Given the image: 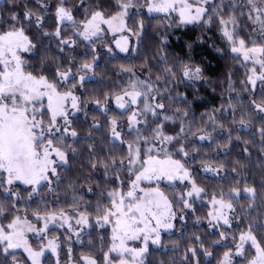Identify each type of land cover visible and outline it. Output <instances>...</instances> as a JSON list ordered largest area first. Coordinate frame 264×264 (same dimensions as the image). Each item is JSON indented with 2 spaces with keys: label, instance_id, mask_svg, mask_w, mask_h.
Listing matches in <instances>:
<instances>
[{
  "label": "trees",
  "instance_id": "16d2710c",
  "mask_svg": "<svg viewBox=\"0 0 264 264\" xmlns=\"http://www.w3.org/2000/svg\"><path fill=\"white\" fill-rule=\"evenodd\" d=\"M44 2L48 4L46 10L37 0H0V25L8 27L13 13L22 18L26 6L44 16V31L54 33L57 0ZM224 2L227 5L229 0ZM134 3L136 7L141 6L142 0H134ZM65 6L72 9L78 22L85 18L86 9L88 13L98 7L106 13L118 10L115 0H84L83 5L81 0H65ZM223 11L227 14L230 10L225 6ZM178 23L176 16L133 9L126 24L139 35L134 48L126 54L113 46L100 45L99 38L93 43L82 41L73 35L70 23L60 27L62 38L76 41L71 47L61 46L54 36L43 37L36 27L28 30L38 45L33 53L24 54L31 68L37 72L43 69V74L50 79L55 78L58 70L71 68L74 78L70 77L68 87L77 83L75 89L80 93V107L79 112L69 118L77 137L64 141L69 145L66 149L68 164L57 169L59 179L53 177L51 185H42L32 201L27 200L28 187L18 184L13 189L20 193L21 199L16 203L22 210L30 205L32 209L39 207L41 212L45 206L71 212V206L79 204V211L90 214L88 230L73 244L71 254L74 259L91 255L102 264L103 251L109 246L111 228L96 223L95 208L98 202L107 203L106 192L115 188L118 181L113 171L105 177L103 167L93 170L91 163L109 160L113 155L124 156L127 143L136 135V132L129 135L127 112L120 111L111 102L114 95L130 89L129 84L134 80L151 83L156 99L149 102L163 103L165 108L159 111L174 117V122H164L162 116L154 120L151 114H146L147 127L137 125L140 134L150 136L151 129L163 122L167 135H179V139L169 146V151L191 171L196 185L204 189L198 197L190 199L191 208H184L177 197L186 193V185H160L173 202L175 225L170 232L160 236L158 245L148 248L143 257L144 264H218L225 251H235L233 237L238 238L249 224L253 225L258 239L264 238V231L259 230L264 226V138L261 134L264 112L256 108V105H264V91L258 86L251 87L248 76L253 65L245 64L231 52L230 45L221 37L215 18L210 27L202 23L178 27ZM244 23L241 22L239 35L249 40L251 25L245 30ZM251 39L260 42L258 34ZM93 56L96 57L93 69L80 86L78 78L82 72L77 69L85 62L92 63ZM181 62L200 68V78L195 81L185 78ZM168 68L175 76L165 71ZM124 69H131V72ZM158 76L160 80H157ZM142 108L143 103L136 105V109ZM185 112L187 116H184ZM113 118L117 120V130L122 133L124 144L112 139L110 121ZM139 118L145 119L144 116ZM200 136L208 138L200 140ZM181 146L188 153L186 157L176 151ZM209 167L216 171H206ZM125 178L121 176V179ZM49 187L53 190L49 191ZM247 187L255 188L254 196L244 191ZM233 188L239 189V195L231 194ZM220 192L225 193L226 199H231L235 208L234 213H228L231 227L208 216L210 205L207 200ZM0 201L12 202L3 189H0ZM10 219L11 216L0 219V223L7 224ZM221 232L226 239L221 240ZM191 248L196 249L195 257L189 251ZM205 249L212 255L206 256ZM64 250L62 245L60 252ZM13 257L19 264H30L20 250H10L7 256L0 251V264H13ZM42 264H55L54 257L46 255ZM233 264H245V261L234 256Z\"/></svg>",
  "mask_w": 264,
  "mask_h": 264
},
{
  "label": "snow or ice",
  "instance_id": "6c2138e0",
  "mask_svg": "<svg viewBox=\"0 0 264 264\" xmlns=\"http://www.w3.org/2000/svg\"><path fill=\"white\" fill-rule=\"evenodd\" d=\"M37 3L45 10L48 8L44 0H37ZM83 3L84 0H81V5ZM225 6L230 10L227 14L223 11ZM115 7L118 10L114 13H106L99 7L90 13L86 9L85 18L78 22L73 16L72 9L65 6V0H57L54 13L57 27L54 33L44 31V16L27 9L26 6L22 18L19 14L13 13L8 27L0 25V189H3L4 194L12 201L10 204L0 201V219H8L11 216L7 224L0 223V251L5 256L10 250L23 249L30 264H42L45 252L50 250L56 253L58 244L52 239L48 240L46 245L41 243L39 250H34L26 233L34 232L43 240L42 234L49 231L50 225L60 222V227L67 225L71 231L69 221L73 216L76 217L77 225H88L90 219L89 213L79 211V204L72 205L71 212L63 208L48 209L47 206L41 212L39 207L32 209L30 205L22 210L16 203L21 196L13 189L14 185L27 186L29 189L27 200L32 201L42 185H51L53 177L59 179L57 169L68 164L66 149L69 145L64 141L69 135L72 138L77 137V132L71 129L68 110L69 103L71 108L78 110L79 100L72 91L78 86L77 83H72L71 88L68 87L69 79L73 77L72 69L58 70L54 79L44 75L43 69L40 72L32 69L24 54L33 53L38 45L28 30L36 27L41 30L43 37L54 36L61 46L71 47L76 41L62 38L60 27L69 22L73 26L74 36L93 43V38H99L104 31V25L113 33L130 31L126 27L125 18L129 14V9L136 7L134 0H115ZM141 7H146L148 13H164L166 17H171L175 13L179 21L178 27L201 23L210 27L215 18L219 24L221 37L230 45L231 52L236 54V58H242L245 64L250 62L253 65L248 82L253 86L257 80L264 82V0H229L227 5L224 0H220L219 3H215L214 0H145ZM242 21L245 22L243 25L245 30L251 25L249 40L239 35ZM257 34L260 37L259 43L251 39ZM122 39L127 43L126 38ZM116 44L121 51L127 50L121 46L119 40ZM60 50L63 51V47ZM95 59L93 56L92 63L81 64L77 72L87 74L93 69ZM181 64L185 78H200V68L192 69L182 62ZM124 71L131 72V69ZM165 71L175 76L171 68ZM85 78L86 75H79L80 86ZM160 79L158 76L157 80ZM129 88L130 91L125 90L117 95L115 101L116 106L122 110L143 103V108L132 110L127 119L129 135L132 132H136V135L127 143L124 156L113 155L109 160L91 163L93 170L103 167L105 177L110 170L113 171L118 181L115 188L106 192L107 203L98 202L95 208L96 223L100 227L111 228L107 251L102 249V264H144L143 257L148 251L149 242L158 245L161 229L172 228L171 222L175 219L173 202L161 189V181H190L191 190L177 197L184 208H191L190 199L198 197L204 191L195 181L190 180V173L184 163L174 159V154L169 151V146L179 139V135H167L163 122L151 129L150 136L141 135L137 128L140 124L147 127L146 114H151L154 120L162 116V121L174 122L173 116L159 111L165 108L163 103L149 102L150 99H156L152 95L155 90L153 85L147 81L134 80L130 82ZM256 108L264 112V105H256ZM141 116L145 119L141 120L139 118ZM184 116H187V112ZM240 123L244 124V121L241 120ZM110 124L112 139L124 144L122 133L117 130L119 127L117 120L113 118ZM180 131L181 133L184 131L183 127ZM261 134L264 138V130ZM207 138L199 137L200 140ZM176 151L185 157L188 155L183 146ZM205 170L216 171L210 167ZM122 175L126 178L121 179ZM48 190L53 189L49 187ZM244 191L253 196L256 192L252 187H247ZM231 194L239 195V189L233 188ZM211 204L213 211H210L208 216L231 227L227 214L235 212L231 199H226L225 193L220 192L212 196ZM29 215L38 222L43 221V227L37 228L29 220ZM259 230L264 231V226ZM220 237L221 240L227 238L223 232L220 233ZM233 241L235 251L231 249L225 251L219 264H233L234 256L243 258L245 264H264V238L258 239L252 224L241 231L238 238L233 237ZM101 242L103 243V238ZM131 242H138L141 246H132ZM189 251L193 257L196 256L195 248ZM204 253L206 256L212 255L207 249ZM80 259L83 264H101L91 255L81 256ZM13 264H19L15 257Z\"/></svg>",
  "mask_w": 264,
  "mask_h": 264
},
{
  "label": "rangeland",
  "instance_id": "374dc122",
  "mask_svg": "<svg viewBox=\"0 0 264 264\" xmlns=\"http://www.w3.org/2000/svg\"><path fill=\"white\" fill-rule=\"evenodd\" d=\"M144 3H145V0H142V5H144ZM133 9H142L144 12L148 13L146 7H141V6H138V7L129 9V13ZM148 14H161V15H165L164 13H148ZM171 16H176V14L173 13ZM127 17L125 18V23H126ZM65 23H69V22H65ZM126 27H127V24H126ZM103 28H104V31L100 34V37H99V39H100V45L105 46V47L113 46L118 52H121V53H124V54L130 52L132 50V48H134V46H135V44L137 42V39H138V35L139 34L133 33L131 30L130 31L126 30V31H123V32H119L118 31V32L113 33L112 31L108 30V28H107L106 25H104ZM127 29H129V28L127 27ZM122 37L127 39V43H125V41H124V39H122ZM96 39H98V38L94 37L93 38V41L96 40ZM117 40H119L121 42V46L122 47H124V48L127 49L126 51H121V48L120 47H117V44H116V41ZM190 68L195 69V68H197V66H191ZM256 68H257V74H259V66L257 65ZM80 75H86V78L89 76L88 73L85 74L83 72L80 73ZM250 75H251V72H250ZM189 80L195 81V80H198V79L193 78V79H189ZM250 85H251L252 88H254L256 86L261 87L262 90L264 91V82H261V81L257 80L255 86H253L251 83H250ZM127 90L130 91L131 89H127ZM72 91L74 92V94L76 96L79 97V94L80 93H79V91L77 89H72ZM123 92L114 95L112 97V99H111V102H112L113 106L116 107L117 109H119V108L116 106L115 97L117 95L122 94ZM125 99H127V97H125ZM79 107H80V99L78 100V110L71 108V104L70 103L68 104V110H69V113H70L69 118L79 112ZM119 110L120 111H126L127 112V119H128V116L131 115L132 110H137V109H136V105H135V106H130V107H128L126 109H123V110L122 109H119ZM127 119H126V121H127ZM127 126H128V123H127ZM68 138H71V136L69 135L66 139H68ZM187 170L190 173V180L193 181V178H192V175H191V171L188 168H187ZM180 183H183L184 185H186L185 188L188 189V190H186V192L189 191V190H191V183H190L189 180H185L183 182H181L180 180H175V181H172V182H169V181L165 180V181H161L160 182V185H162V184H170V185H173V184H180ZM211 198L212 197H210L207 200L208 203H209V205H210V207L208 209L209 212L210 211H213V205L211 204ZM173 212H174V210H173ZM225 212L227 213V210H225ZM28 218H29V220L32 221V223L37 228H42L43 227V221H39L38 222V221L34 220L32 217H28ZM75 219H76V217L73 216V218H71L70 221H69V223L71 224V228H72L71 231L68 229V226L67 225H65L64 227H60L59 226L60 225V222H58L56 225H50L49 226V231L42 234L44 236V239L43 240L40 239L36 235V233H34V232H28V233H26L27 238L29 240V243L32 245V247L34 248V250H39V245L41 243H43V244L46 245L48 240L55 239L56 243L58 244L57 252L56 253H52L50 250L49 251H46L44 257L46 255L53 256L54 257V263L55 264H57V260H59V264H83V262L81 261L80 258H81V256H85V255H81L80 257L74 259V258H72V254L69 253V249L72 250V247H73L74 242H78L80 240V235L83 232H85V231L88 230L89 224L88 225H77L75 223ZM219 222L223 223L222 221H219ZM171 223L173 225L172 228L167 229V230L161 229L160 236L163 233L170 232L173 229V227L175 225V219L172 220ZM76 233H79V235H76ZM61 244L63 245V247L65 249L63 253L60 252L61 246H62ZM131 244H132V246H137V247L141 246L138 242H131ZM151 245H154V244H152L151 242H149L148 248ZM15 250H20L27 257V253H25L23 251V249H15ZM44 257H42V259ZM222 259H223V256H222V258L219 261H221ZM218 264H219V262H218Z\"/></svg>",
  "mask_w": 264,
  "mask_h": 264
}]
</instances>
